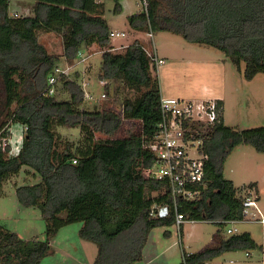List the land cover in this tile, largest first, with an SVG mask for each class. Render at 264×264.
<instances>
[{"label":"trees","instance_id":"obj_1","mask_svg":"<svg viewBox=\"0 0 264 264\" xmlns=\"http://www.w3.org/2000/svg\"><path fill=\"white\" fill-rule=\"evenodd\" d=\"M34 1L33 16L15 17L9 12L10 0H0V131L12 123L25 132L17 155L11 148L0 150V197L5 184L23 171L38 179L16 185V196L22 206L41 210L45 238L26 240L0 224V264H42L59 231L74 223H82L80 238L98 247L93 264H136L143 260L150 232L176 224L172 209L165 218L150 217L153 206L172 204L169 185L134 173L139 163L155 159L144 146L153 141L162 121L156 68L139 41L123 52L113 51L112 31L101 11L107 0ZM112 1L120 13L121 0ZM143 2L147 9L128 18L134 31L169 32L214 48L239 71L245 64L247 80L264 74V0ZM44 33L62 38L68 59H77L83 47L99 46L102 61L97 76L108 81V107L82 109L81 72L60 80L66 97L46 93L61 57L49 54L40 42ZM125 88L137 96L123 98ZM217 103L219 121L197 136L205 140L209 155L206 188L199 200L181 201L179 212L188 220L222 225L244 219V199L234 182L224 177V163L239 145L264 153V126L244 130L226 126L223 101ZM131 121L140 124L139 131L116 137ZM58 128L79 129L80 138L73 141ZM257 247L249 233L234 235L215 248L183 251L179 264H208L226 252Z\"/></svg>","mask_w":264,"mask_h":264},{"label":"rangeland","instance_id":"obj_2","mask_svg":"<svg viewBox=\"0 0 264 264\" xmlns=\"http://www.w3.org/2000/svg\"><path fill=\"white\" fill-rule=\"evenodd\" d=\"M34 5V0H10L9 12L11 15L33 16ZM121 5L120 13L115 12L116 4L112 0L105 1L101 9L102 16L108 21L111 30L129 33L127 38H111L115 48L129 46L135 42L139 35L137 31L131 30L128 18L144 10L142 0H121ZM139 39L137 41L145 44L149 50L152 49V39L147 36H141ZM40 42L49 54L61 57L59 66L71 67V79L73 74L81 72V82H89L87 91L92 98L85 97L82 109L95 111L108 107V104L105 105L108 96L101 98L106 91L105 86L100 83L102 78L97 76L102 61V51L98 45L83 47L79 52L87 60L82 61V57L68 59L63 40L55 33L41 34ZM154 44L158 55L165 59V64L158 69L161 96L197 100L212 99L220 95L224 99L223 115L226 126L239 130L264 126V74L247 80L243 74L245 64L239 71L224 53L187 42L182 36L173 33L154 32ZM123 51L125 50L115 52ZM91 55L92 57H89ZM122 93L123 98L137 96L136 92L128 88ZM56 97H66L62 83L58 85ZM139 127L140 124L136 121L126 122L116 137L128 136L134 131H139ZM9 129L11 154L17 155L23 144L24 128L20 124L11 123ZM58 131L73 141L80 138L79 129L58 128ZM134 173L137 174L138 170L135 169ZM223 175L234 182L242 196H246L248 190H255L258 195L257 207L264 218V153H259L247 145L235 147L224 163ZM36 182L38 179L27 176L23 171L5 184L3 195L0 197V224L26 240H43L46 222L41 210L24 207L18 202L16 185ZM255 213L254 208H247L244 220L222 225L208 221H187L180 229L176 224L155 228L150 232L143 249V260L136 264H179L183 251L199 253L218 247L222 240L231 237L227 230L233 228L238 230V235L249 233L258 247L253 250L226 252L208 264H264V226L257 221L260 216L255 217ZM81 228L82 223L62 228L52 242V253L42 264L94 262L98 247L80 238ZM166 231L169 232L168 235L165 234Z\"/></svg>","mask_w":264,"mask_h":264},{"label":"built area","instance_id":"obj_3","mask_svg":"<svg viewBox=\"0 0 264 264\" xmlns=\"http://www.w3.org/2000/svg\"><path fill=\"white\" fill-rule=\"evenodd\" d=\"M144 10L147 9V3L143 2ZM15 17L18 14H14ZM152 39V49L143 44H137L149 57L152 65L156 68L157 74L160 66L165 64V59L157 53L154 44V32L150 31L145 34ZM111 38L122 37L127 38L126 32H111ZM127 46L113 48V51L122 50ZM79 57L83 58V54L79 52ZM71 74V67H57L53 75L49 78L46 93L55 96L58 91V84L63 76ZM103 86L108 85V81L102 80ZM89 82H81V88L85 93V97L91 99L92 96L87 91ZM106 91L101 95L102 99L106 98ZM162 121L159 124V131L150 144L144 148L150 150L154 156V162L146 164L141 162L137 166L138 173L141 178L165 182L170 187V196L172 204L155 205L150 211L151 218H165L170 215L171 209L175 213L176 225L179 229L188 220L179 212L181 201H195L202 197V192L206 188V162L209 155L205 150V140L197 138L198 135L205 134L208 127L214 126L219 121L221 113L217 100H182L177 98H166L161 96ZM10 123L0 131V150L3 152L11 148V136L9 132ZM196 127V128H195ZM8 129V130H7ZM27 130V128H25ZM77 163L76 160L73 161ZM246 196L242 197L244 207V219L247 208H254L256 213L254 216H260L257 221L264 226V218L261 217L257 207L258 195L255 190H248ZM243 219V220H244ZM235 222V221H230ZM228 223V222H227ZM230 236L238 235L236 228L228 229Z\"/></svg>","mask_w":264,"mask_h":264},{"label":"crops","instance_id":"obj_4","mask_svg":"<svg viewBox=\"0 0 264 264\" xmlns=\"http://www.w3.org/2000/svg\"><path fill=\"white\" fill-rule=\"evenodd\" d=\"M141 12H142V11H141ZM139 13H140V12H139ZM131 16H132V15H131ZM130 28H131V27H130ZM131 30H133V29H131ZM111 31L114 32L113 30H111ZM127 34H128V36H129V33H127ZM141 34H142V33L138 32V35H139L138 37H139V38H140L141 36H146V35H145L146 33H145V34H142V35H141ZM138 37L135 39V41L140 40ZM113 47H114V46H113ZM97 53H100V52H97ZM97 53H96V54H97ZM101 55H102V54H101ZM89 57H92V55L89 56ZM86 60H87V59H86ZM86 60H85V61H86ZM257 76H258V75H257ZM257 76H256V77H257ZM200 100H221V101H223V109H224V99H223L222 96H220V95L214 96L212 99H205V98H202V99H197V100H195V101H200ZM223 116H224V115H223ZM224 123H225V122H224ZM89 264H93V262H91V263H89Z\"/></svg>","mask_w":264,"mask_h":264}]
</instances>
